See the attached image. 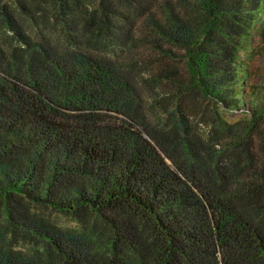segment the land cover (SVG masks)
Listing matches in <instances>:
<instances>
[{
	"label": "trees",
	"instance_id": "16d2710c",
	"mask_svg": "<svg viewBox=\"0 0 264 264\" xmlns=\"http://www.w3.org/2000/svg\"><path fill=\"white\" fill-rule=\"evenodd\" d=\"M254 31L264 0H0V264H264Z\"/></svg>",
	"mask_w": 264,
	"mask_h": 264
},
{
	"label": "rangeland",
	"instance_id": "374dc122",
	"mask_svg": "<svg viewBox=\"0 0 264 264\" xmlns=\"http://www.w3.org/2000/svg\"><path fill=\"white\" fill-rule=\"evenodd\" d=\"M242 57L245 59V64L249 71L248 81L250 84L259 82L261 80L260 74L264 72V38H262L257 31L253 32L249 48L242 52ZM250 87L251 86H247L248 89ZM240 114V112L234 111L228 114V118L233 119ZM56 218L62 224H73L66 216L56 215Z\"/></svg>",
	"mask_w": 264,
	"mask_h": 264
}]
</instances>
